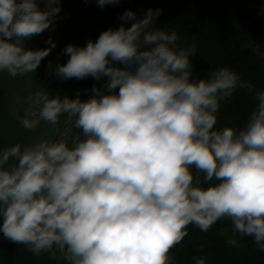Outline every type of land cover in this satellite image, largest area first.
Returning a JSON list of instances; mask_svg holds the SVG:
<instances>
[{"label":"clouds","instance_id":"clouds-1","mask_svg":"<svg viewBox=\"0 0 264 264\" xmlns=\"http://www.w3.org/2000/svg\"><path fill=\"white\" fill-rule=\"evenodd\" d=\"M119 2L96 0L101 8ZM60 11V0H0V71L34 73L55 41L42 49L24 42L54 30ZM162 11L150 7L138 19L125 10L120 19L129 27L65 46L69 58L56 65L57 77L103 83L87 99L45 89L32 98L41 107L25 110V129L41 120L56 125L66 114L79 131L70 143L0 150L4 238L65 264H171L188 225L206 232L227 218L233 233L264 251V91L228 67L194 79L195 46L178 47L176 31L153 27ZM237 87L255 107L242 128H215L219 102Z\"/></svg>","mask_w":264,"mask_h":264},{"label":"trees","instance_id":"trees-1","mask_svg":"<svg viewBox=\"0 0 264 264\" xmlns=\"http://www.w3.org/2000/svg\"><path fill=\"white\" fill-rule=\"evenodd\" d=\"M150 7L163 10L156 17L154 28L176 31L178 47L195 46L196 53L189 57L194 79H207L218 68L228 67L241 80L250 82L256 90L264 91V0H120L118 4L111 5L110 11L94 6L87 15L93 18L88 31L91 34L97 29L96 40L106 29H115L121 24L125 27L131 25L132 21L120 19L125 10H133L139 19ZM53 38L55 51L61 44L67 45L68 40L71 41L63 32L54 34ZM72 40H80V37L76 35ZM88 40L86 37L84 44L79 45L84 46ZM251 43L258 44L257 49H253ZM79 81L77 89L68 91L69 98H75L79 92L82 99H87L91 86L97 83L99 87L103 83L96 82L92 77ZM255 104L246 89L237 87L230 99L219 102L214 127L242 128ZM0 150H3L2 144ZM232 227L227 218L218 220L206 232L195 224L188 225V234L169 252L171 264H196L197 257H203L205 264H264V251L258 250L251 237L241 238L233 233ZM222 229L238 241V246L226 242L227 236L221 233ZM0 264L65 262L52 260L47 253L37 257L28 251L26 245L11 242L0 232Z\"/></svg>","mask_w":264,"mask_h":264},{"label":"rangeland","instance_id":"rangeland-1","mask_svg":"<svg viewBox=\"0 0 264 264\" xmlns=\"http://www.w3.org/2000/svg\"><path fill=\"white\" fill-rule=\"evenodd\" d=\"M112 4L103 7L109 10ZM44 8V4H39ZM61 11L58 14L54 30H45L42 34L33 36L24 42L25 47L32 49H42L48 46V38H53L54 34L63 32L68 35V44L76 46L83 45V40L88 37L93 41L97 37V29L89 33L93 23L92 17L87 16L94 8H99L96 0H60ZM87 16V17H86ZM90 17V18H89ZM78 35L80 40H72ZM66 45L61 44L57 50H53L45 57L34 73L17 75L11 77L6 71H0V146L3 149L17 143L23 145H34L40 140L49 142L64 139L70 143L71 137L79 130L73 126V121L68 120L64 114L59 118L56 125L41 120L34 130L25 129L21 124L25 110H34L37 114L40 105H34L32 98L41 90H47L52 96H68V91L77 89L78 79L61 80L54 73L56 65L66 63L69 58L64 54L63 49ZM253 49H257L258 44L251 43ZM8 137V138H6Z\"/></svg>","mask_w":264,"mask_h":264}]
</instances>
